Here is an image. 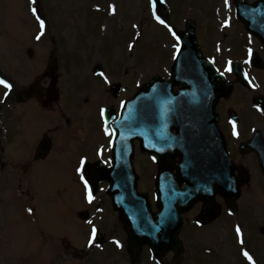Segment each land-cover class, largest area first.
<instances>
[{
    "label": "rangeland",
    "instance_id": "rangeland-1",
    "mask_svg": "<svg viewBox=\"0 0 264 264\" xmlns=\"http://www.w3.org/2000/svg\"><path fill=\"white\" fill-rule=\"evenodd\" d=\"M40 1L0 0V76L13 83L7 101L2 97L6 88L0 85V104L5 101L12 107L8 114L18 113L17 121L16 115L6 117L7 125L19 124V134L10 136L7 144L8 133H3L0 118V264H196L192 253L201 249L211 253L209 264H237L239 246L253 259L260 256L257 260L264 264V182L251 155L235 154L250 182L241 186L234 211L225 208L222 216L205 226L196 225V213L188 214L178 255L170 251L157 257L145 245L135 258L119 215L107 210L110 200L104 191L93 200L102 206L95 221L99 224L103 217L108 226L99 236L96 233L91 244L92 229L98 226L79 218L89 200L75 169L84 156L94 161L109 155H104L109 128L101 110L116 108L155 74L172 72L180 46L172 30H185L186 20H193L197 27L203 55L228 80L235 81L227 71L228 61L247 68L254 87L238 83L223 104L233 106L264 134V113L251 100L264 94V66L256 69L249 59L251 50L264 60V46L235 18L236 0H156L160 4L155 9L152 0H47L46 17ZM37 14L45 21L43 29ZM29 49H33L31 55ZM46 68L51 69L45 75ZM96 69L107 80L95 75ZM37 79V90L29 92L27 88ZM44 88L47 94H42ZM20 96L22 103L17 104L15 98ZM44 131L50 133L54 147L46 160L32 162L25 173L22 166L27 159L31 161ZM101 148L103 155L98 151ZM21 159L17 174L22 177H17L12 163ZM134 164L139 188L153 191L155 163L137 150Z\"/></svg>",
    "mask_w": 264,
    "mask_h": 264
},
{
    "label": "water",
    "instance_id": "water-1",
    "mask_svg": "<svg viewBox=\"0 0 264 264\" xmlns=\"http://www.w3.org/2000/svg\"><path fill=\"white\" fill-rule=\"evenodd\" d=\"M236 8L237 18L264 44V0L252 4L238 1ZM194 30V24L189 21L186 30L188 36L178 33L182 47L174 62L173 79L165 81L156 76L122 106L120 118L113 127L116 132L113 167L98 166L92 185L94 190L98 180L105 178L109 181L108 193L113 196L114 208L121 212L127 223L128 241L135 257L144 244H148L158 256L171 250L178 254L183 247L178 238L182 226L181 213L188 211L197 200L204 199L207 205L200 220L207 223L220 215V207L213 201V187L224 195L230 207L240 196L241 183L235 176L234 163L220 145L215 110L219 97L230 92L233 84L224 81L223 75L202 56ZM259 57L256 53L253 63L262 67L263 61ZM241 69L240 65H234L238 80L246 83L247 77ZM176 83L181 88L174 93ZM263 99L257 98L260 106H264ZM203 117L208 120L205 127L211 140L206 136L205 151L200 154L196 137L190 134L186 136L185 133L187 128L194 126L192 123L195 120ZM106 118L107 121L114 119L113 110L108 111ZM173 126L182 129L175 137L169 135V129ZM134 138H139L143 151L154 155L159 162L164 151H177L182 158L177 178L168 171L158 176V193L163 194L159 196L160 210L155 216L147 195L136 189L138 177L131 163ZM219 145L223 154L221 164ZM51 147L52 141L45 134L35 151L36 157L46 158ZM241 151L255 152L264 173V138L260 132L252 141L242 145ZM182 183H186V186L180 188ZM170 195H174L175 201Z\"/></svg>",
    "mask_w": 264,
    "mask_h": 264
},
{
    "label": "flooded vegetation",
    "instance_id": "flooded-vegetation-1",
    "mask_svg": "<svg viewBox=\"0 0 264 264\" xmlns=\"http://www.w3.org/2000/svg\"><path fill=\"white\" fill-rule=\"evenodd\" d=\"M35 87V86H34ZM34 90V89H33ZM226 101V97L222 98L219 101V112H220V120H219V128L221 130V133L223 134V136L225 137V143L227 145V149L229 150V152L233 155L232 152L237 151L239 144L241 141L249 138L252 134H253V130H255V125L252 124V122L245 118V119H241L238 123V125H233L232 122H230V120L227 118V112L228 111V107L224 105L223 103ZM2 113V112H0ZM11 114H17V113H10L7 114V116H10ZM17 125V124H16ZM13 126V128H9L10 130V136L13 137V135L15 136L17 134V131L19 130V126ZM235 131L239 132V139L238 141H235V138L233 137V135H235ZM172 134H176V129L172 130ZM249 155H253L252 153H250ZM254 156V155H253ZM171 158V157H170ZM180 158L175 155V157H172V159H165L161 162L160 166L157 165L156 171H158L159 169L164 170L166 166H168V170L176 173L177 171V163L179 162ZM239 164V163H238ZM238 166V165H237ZM241 164H239V166L237 167V169H240ZM153 170V169H152ZM86 176L88 179L92 178V170L88 169L86 172ZM151 185H153V182H150ZM149 197L151 202L154 201L155 194L152 191H149ZM216 200L217 202L220 201V196L216 195ZM205 203L203 201L198 202L195 206H194V210H196L197 212H200V210L203 208V205ZM95 208H99L100 206H95ZM92 211V210H91ZM85 216L88 217V214H85Z\"/></svg>",
    "mask_w": 264,
    "mask_h": 264
},
{
    "label": "snow or ice",
    "instance_id": "snow-or-ice-1",
    "mask_svg": "<svg viewBox=\"0 0 264 264\" xmlns=\"http://www.w3.org/2000/svg\"><path fill=\"white\" fill-rule=\"evenodd\" d=\"M36 0H32V4H35ZM155 4H156V0H152V5L153 8H155ZM33 13H37V9L35 7H33L32 9ZM116 11V6L112 5V12L115 13ZM36 18L39 20V24L40 27L43 29L45 27V21L43 19H41L39 17V15L37 14ZM156 19L161 23V24H166V21L164 19H161V17L159 15L156 16ZM167 27H169V29L171 30V25H166ZM43 35V32L40 33V35H37L36 39L39 40L41 38V36ZM172 35L176 38L177 41H179L181 38L180 36L177 35V33L175 32V30H172ZM249 53L251 54V50H249ZM227 71L231 72L233 71V67H232V61H228V67H227ZM101 76H104V78L107 80V77L105 76V74L103 72L99 73ZM245 75L247 76V73H245ZM0 85H3L7 91L5 92V97H7L12 89H13V83H10L7 79H5L3 76H0ZM106 112V110L102 109L101 110V114L103 115ZM233 125H235V121H233ZM107 131V129H106ZM235 135L239 136V132L235 131L234 133ZM109 135H111V133L109 132ZM87 164V157L84 156L80 159L79 164L77 166V168L75 169L76 173L79 175L80 180L83 181V184L85 185L87 191H88V198L89 201L91 202L92 199V190H91V185L89 184V180L86 176V172L87 169L85 167V165ZM33 211L32 208L28 209V212L31 213ZM236 231L240 234V243L243 245L245 243L244 239H243V233L240 229L239 226H237ZM96 233H97V229L93 228L92 229V239L90 240V244L92 242H94L95 237H96ZM119 243V242H117ZM243 255L249 260L251 261V264H256V261L253 259V256L249 253V251L247 249L244 250Z\"/></svg>",
    "mask_w": 264,
    "mask_h": 264
},
{
    "label": "trees",
    "instance_id": "trees-1",
    "mask_svg": "<svg viewBox=\"0 0 264 264\" xmlns=\"http://www.w3.org/2000/svg\"><path fill=\"white\" fill-rule=\"evenodd\" d=\"M258 257H260V256H258ZM211 258H212V256L210 257L209 254L202 253V252L197 253L196 256H195L197 264H209V263H212V262H210V260H212ZM207 262H209V263H207ZM237 264H249V261L246 258H243V257L239 256Z\"/></svg>",
    "mask_w": 264,
    "mask_h": 264
}]
</instances>
